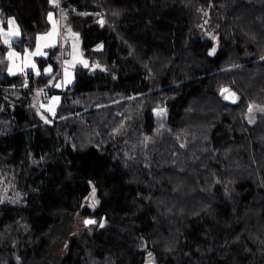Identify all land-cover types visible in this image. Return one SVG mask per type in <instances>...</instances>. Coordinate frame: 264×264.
I'll return each mask as SVG.
<instances>
[{
    "label": "trees",
    "instance_id": "trees-1",
    "mask_svg": "<svg viewBox=\"0 0 264 264\" xmlns=\"http://www.w3.org/2000/svg\"><path fill=\"white\" fill-rule=\"evenodd\" d=\"M53 12L89 63L51 116L62 47L39 75L8 74V54ZM0 169L26 193L0 198V264H264V0H0ZM75 214L100 222L68 237Z\"/></svg>",
    "mask_w": 264,
    "mask_h": 264
},
{
    "label": "rangeland",
    "instance_id": "rangeland-1",
    "mask_svg": "<svg viewBox=\"0 0 264 264\" xmlns=\"http://www.w3.org/2000/svg\"><path fill=\"white\" fill-rule=\"evenodd\" d=\"M50 19V18H49ZM14 21V20H13ZM15 22V21H14ZM50 22L52 24V28L50 31L43 33L38 38L39 51L41 54L32 55V53L36 52L37 46L35 50L27 49L24 53L19 52L16 49H11L8 54V59L10 61L9 69H11V73L8 69V74L12 76H16L18 74H27L28 72H33L36 74L39 72L41 74L42 69L40 64L37 61V57H48L49 49L61 46L62 47V65H61V77L56 81L55 85L59 84L60 87L55 86V90L57 92L46 95V92L43 94L42 99L38 101L39 106L47 111L51 116L56 115L59 105L61 104L62 95L59 91H65L71 88L76 80V70L80 65L84 66V62L89 63V60L85 57L83 48H82V37L81 34L74 30L71 24L68 22L65 14L62 16L57 15L55 12L51 13ZM18 29L17 24L14 23L11 26V29L4 28L5 38L8 39L9 42L18 38L20 36V32L18 36L15 35H6L9 31H16ZM51 34V35H49ZM102 46H98V49ZM10 53H15V55H10ZM35 65V68L32 65ZM50 68L49 72H45L50 75L54 72L53 65H48L45 69ZM44 69V70H45ZM67 73V74H66ZM37 75V74H36ZM46 96V97H45ZM58 97V100H54V98ZM46 98V99H44ZM48 98V99H47ZM44 99V100H43ZM43 105V107L41 106ZM48 109H52L49 111ZM9 177V180L6 181ZM12 170L8 169H0V198L2 202L9 203L11 205H25L26 204V193L24 190L19 188L16 183V177ZM13 180V181H12ZM11 181V182H10ZM18 202V204H17ZM97 194L91 195L86 199L84 206L95 208L98 204ZM74 217V225L68 235H74L75 233H82L86 229H93L94 226L99 224V219L93 215H73ZM88 218H95L96 223L92 225L85 224V221ZM62 227H65L64 225ZM61 231V229H60ZM56 236L58 237L52 247L50 248V254L53 258L63 256L68 247L69 238L59 237V233L56 232ZM145 245V244H144ZM150 259H148L149 261ZM20 257L18 252L10 254L3 252L1 254V264H20ZM15 262V263H14ZM147 263V262H146Z\"/></svg>",
    "mask_w": 264,
    "mask_h": 264
},
{
    "label": "snow or ice",
    "instance_id": "snow-or-ice-1",
    "mask_svg": "<svg viewBox=\"0 0 264 264\" xmlns=\"http://www.w3.org/2000/svg\"><path fill=\"white\" fill-rule=\"evenodd\" d=\"M52 2L54 3V4H56V0H52ZM56 6H58V5H56ZM49 18L51 19V13L49 14ZM8 25H9V28L11 29V26L15 23L13 20H9L8 22ZM101 23H103V21H101ZM6 35H15V36H18L19 35V31L18 30H16V31H9ZM49 35H51V34H49ZM4 43H9V41H8V39L7 38H5V40H4ZM212 52H215V49H213L212 50ZM38 54H41L40 53V51H39V46H37V50H36V52H34V53H32V55H38ZM210 55L212 54V53H209ZM10 55H15V53H10ZM84 66L85 67H87L88 65H87V62L85 61L84 62ZM32 67L33 68H35V65L33 64L32 65ZM51 69L50 68H47V69H45V72H49ZM9 71H10V73H11V69H9ZM37 75H39L40 73L39 72H37L36 73ZM67 74V73H66ZM56 87H60V85L59 84H57V85H55ZM225 91H227L226 89H225ZM37 95H39V93L37 94ZM227 98V97H226ZM59 98L58 97H56V98H54V100H58ZM42 107H43V105H41ZM49 111H52V109H48ZM251 107H249V112H251ZM95 194V189H93V195ZM92 223H95V221H91V220H86L85 221V224H92ZM101 227H103V225L101 224Z\"/></svg>",
    "mask_w": 264,
    "mask_h": 264
},
{
    "label": "water",
    "instance_id": "water-1",
    "mask_svg": "<svg viewBox=\"0 0 264 264\" xmlns=\"http://www.w3.org/2000/svg\"><path fill=\"white\" fill-rule=\"evenodd\" d=\"M225 89L227 91H225ZM221 94H224L225 99L227 101H229V102H234L237 99V93H236V91L234 89L230 88L229 86L222 87ZM87 220L95 221V223H96V219L95 218H88ZM95 223H92V224H95ZM92 224H87V225L89 226V225H92ZM147 264H154V263L153 262H150V263H147Z\"/></svg>",
    "mask_w": 264,
    "mask_h": 264
},
{
    "label": "bare ground",
    "instance_id": "bare-ground-1",
    "mask_svg": "<svg viewBox=\"0 0 264 264\" xmlns=\"http://www.w3.org/2000/svg\"><path fill=\"white\" fill-rule=\"evenodd\" d=\"M97 51H98V50H97ZM219 89H221V88L219 87ZM45 92H46V91H45ZM46 93H48V92H46ZM219 93H220V92H219ZM48 94H49V93H48ZM51 94H52V93H51ZM44 95H45V94H44ZM45 97H46V96H45ZM44 99H46V98H44ZM44 99H43V100H44ZM47 99H48V98H47ZM229 117H230V116H229ZM202 122H203V120H202ZM203 124H204V123H203ZM206 132H207V129H206ZM201 139H202V138H201ZM203 139H205V138L203 137ZM199 140H200V139H199ZM207 140H208V139H207ZM195 142H196V141H195ZM202 142H203V140L201 141V143H202ZM193 143H194V142H193ZM213 143H214V142H213ZM195 144H196V143H195ZM211 145H212V144H211ZM213 145H215V144H213ZM213 147H215V146H213ZM206 157H207V156H206ZM15 176H16V175H15ZM9 177H10V176L8 175V177H7L8 179H7L6 181L9 180ZM12 179H13V177H12ZM14 179H15V177H14ZM14 179H13V180H14ZM13 180H12V181H13ZM10 182H11V181H10ZM17 204H18V202H17ZM21 204H22V203H21ZM21 204H20V205H21ZM147 262H150V260H149V261L147 260ZM153 262H154V261H153ZM14 263H15V262H14ZM146 264H147V263H146Z\"/></svg>",
    "mask_w": 264,
    "mask_h": 264
}]
</instances>
